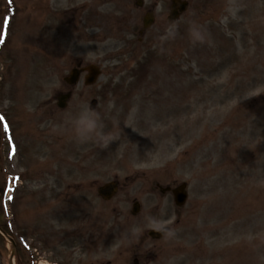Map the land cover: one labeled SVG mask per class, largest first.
<instances>
[{"label":"rangeland","instance_id":"374dc122","mask_svg":"<svg viewBox=\"0 0 264 264\" xmlns=\"http://www.w3.org/2000/svg\"><path fill=\"white\" fill-rule=\"evenodd\" d=\"M137 1L112 0L106 21L120 29L101 33L45 29L43 0H14L6 25L0 0V224L14 262L264 264V0H187L173 26L170 0H144L155 23L143 41ZM79 64L102 77L66 87ZM82 97L119 130L106 149L71 138L64 117ZM112 181L120 190L105 201L98 188ZM182 183L179 209L157 184ZM152 219L174 235L151 239ZM12 249L0 236V262Z\"/></svg>","mask_w":264,"mask_h":264},{"label":"flooded vegetation","instance_id":"af4514ba","mask_svg":"<svg viewBox=\"0 0 264 264\" xmlns=\"http://www.w3.org/2000/svg\"><path fill=\"white\" fill-rule=\"evenodd\" d=\"M67 1L70 3H68L66 6H62L61 3L63 2V0L60 3L59 0H43L42 2V8L44 7V13L45 16H47V20L51 19L56 21V25L59 26V28L68 23V26L70 27H75L77 30H80V28L82 27L87 32H91L94 28L99 30L101 33L113 31V28L115 30L120 29L119 27L115 28L113 24H111L112 22L106 21L112 20V17L114 15L112 11H107L105 8L106 6L111 5L112 0ZM14 4V0H11L10 5L8 6V12L11 15L12 12H14L17 8L16 5L14 6ZM135 10L141 13V16L139 18L141 20V25L139 29H137L138 35L141 36L140 32L141 30H143L144 23L150 15L154 16L155 8L145 9L144 0H138L135 3ZM121 12H123L122 9L121 11H119V13ZM50 25L51 24H49L48 20V24L45 29L48 30ZM152 27L144 31V34L139 39V41H143L146 39V34L151 30ZM80 64L78 66H81ZM135 264H140L139 259H135Z\"/></svg>","mask_w":264,"mask_h":264},{"label":"clouds","instance_id":"9594fccd","mask_svg":"<svg viewBox=\"0 0 264 264\" xmlns=\"http://www.w3.org/2000/svg\"><path fill=\"white\" fill-rule=\"evenodd\" d=\"M190 32L195 39H204L200 26L195 21L192 22ZM64 121L72 139L79 143L93 141L101 149L108 148L119 135L116 126L111 131L104 130L102 113L97 108L94 109L91 103L83 97L78 105V111L74 115L65 116ZM169 223L170 221L152 219L150 226L156 231L172 236L174 230L167 227Z\"/></svg>","mask_w":264,"mask_h":264},{"label":"water","instance_id":"95a60500","mask_svg":"<svg viewBox=\"0 0 264 264\" xmlns=\"http://www.w3.org/2000/svg\"><path fill=\"white\" fill-rule=\"evenodd\" d=\"M172 1H173V6L171 10V15L169 16L170 23H174L176 20H178L180 18V15L184 13L185 11H187L189 7V4L186 1H183V0H172ZM83 71L88 72V76L85 79L86 86L93 85L101 74L100 69L95 65H90ZM80 74H81V70L74 69L71 71L70 76L67 77L65 80L70 86H74L79 82ZM70 96H71L70 94L61 96L59 99L58 106L60 108H65L67 106V101L69 100ZM96 105H97V101L96 100L92 101L91 106L94 109ZM184 189H185V186L183 185L173 191L175 195V200L179 205L184 204L186 200V193ZM117 191H118V186L116 183L107 184L104 187H101L99 189V193L104 199L112 198L117 193ZM140 208H141L140 204L138 202H135L134 208H133V214H137L140 211ZM0 231H1V228H0ZM150 235L154 238H160L164 236L165 233L161 231H151ZM13 245L15 246V244ZM14 253H15V250H13L12 252V258L14 256ZM10 264H13L12 260L10 261Z\"/></svg>","mask_w":264,"mask_h":264},{"label":"snow or ice","instance_id":"6c2138e0","mask_svg":"<svg viewBox=\"0 0 264 264\" xmlns=\"http://www.w3.org/2000/svg\"><path fill=\"white\" fill-rule=\"evenodd\" d=\"M9 2H11V0H9Z\"/></svg>","mask_w":264,"mask_h":264}]
</instances>
